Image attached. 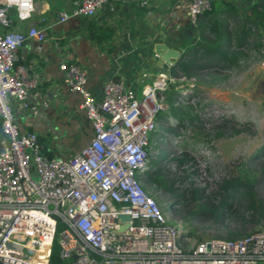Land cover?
<instances>
[{
  "label": "built area",
  "instance_id": "built-area-1",
  "mask_svg": "<svg viewBox=\"0 0 264 264\" xmlns=\"http://www.w3.org/2000/svg\"><path fill=\"white\" fill-rule=\"evenodd\" d=\"M113 1L149 5L79 0L59 10L57 22L89 18ZM35 4L0 0V264H50L53 243L67 264H264L263 230L235 239L184 237L141 184L157 115L167 109L164 92L176 78L158 73L139 94L110 78L97 98L81 66L62 62L64 83L79 94L92 127L87 144L67 158L51 157L36 132L19 129L12 102L26 105L38 75L15 65L17 52L28 39L47 37L31 23ZM209 10L211 0H187L192 24Z\"/></svg>",
  "mask_w": 264,
  "mask_h": 264
},
{
  "label": "crops",
  "instance_id": "crops-1",
  "mask_svg": "<svg viewBox=\"0 0 264 264\" xmlns=\"http://www.w3.org/2000/svg\"><path fill=\"white\" fill-rule=\"evenodd\" d=\"M78 1L36 0V11L31 23L46 28L47 37L42 43L34 39L25 41L18 49L15 61V65H23L38 75V85L28 93L26 105L12 102L15 122L21 131L36 132L43 152L51 157L67 158L74 155L87 144L92 135L90 122L80 108V96L68 90L64 83V73L59 68L60 63H78L86 74V87L97 98L101 96L102 83L110 78L123 80L139 94L159 73L160 64L154 51L156 43H165L181 54L197 39L196 29L192 31L185 25L187 0H169L165 8L161 3H166V0L152 4L148 0L150 3L145 10L136 3L137 7L130 2L113 1L89 18H72L65 23H58L59 10L71 9ZM214 1L218 16L224 18L229 29H235L238 33L245 17L264 11V0ZM152 16L155 21L162 20L161 25L169 22L176 28H187V31H183L181 43H176L177 34L173 38L159 28L157 32L150 33V38H145L151 42L145 45L142 27L136 26L139 21L130 30L125 25H129L130 19L141 20L142 17L148 19ZM91 21L101 27L95 36L89 35L87 23ZM23 27L25 29L27 25L23 24ZM256 55L259 56L257 59L255 57L248 61ZM263 59L262 51H243L230 72L237 67L243 71L247 68L254 82L253 88L264 94V61H259ZM213 96L218 102H232L229 97L218 92Z\"/></svg>",
  "mask_w": 264,
  "mask_h": 264
},
{
  "label": "rangeland",
  "instance_id": "rangeland-1",
  "mask_svg": "<svg viewBox=\"0 0 264 264\" xmlns=\"http://www.w3.org/2000/svg\"><path fill=\"white\" fill-rule=\"evenodd\" d=\"M150 1L152 4L161 3L163 0ZM168 1L161 3L163 8L167 6ZM149 18L130 19L129 27L125 24L130 30L139 21L136 26L142 27L145 45L151 43L145 38H150V33L157 32L159 28L165 30V35L171 34L173 38L174 34H177L176 43H181L183 31L188 30L185 26L184 30L182 27L176 28L169 22L161 25L162 20L155 21L154 16ZM197 22L199 19L195 24L187 19L185 25L193 31ZM255 57L257 59L259 56H253L248 61ZM259 61L263 62L264 59ZM246 70L237 67L230 72L227 80H220L218 83H209L210 80L204 72H199L198 76L194 75L192 78L176 77L177 80L171 83L172 88L179 92L175 106L194 107L193 113L200 114V119L181 123L169 115L162 118L157 129L162 137L148 149L149 156L153 159H157L161 153L166 155L168 163L165 184L169 185L170 182L173 192H178L179 197H173L170 192L157 185L146 187L140 180L142 186L168 216V222L176 225L182 236L195 241L213 236L226 237L229 231H264V211L263 217H260L255 214L260 212L257 205L252 209L247 207L251 198H259L264 203V176L255 173L264 160L263 157L259 158L264 154V94L253 88L251 74ZM194 89L196 95H192ZM217 92L229 97L232 102H218L213 96ZM188 100H191V103H186ZM231 106L233 107L230 109ZM162 127H170L174 133L162 131ZM216 132H222L223 135L216 137ZM182 156L187 157L182 164L169 161L173 158H183ZM149 169L155 171L150 164ZM234 177L252 183L254 195L245 194V188L248 187L242 186L236 197H225L223 189L217 185ZM193 189H199L201 197L191 196ZM221 201H225L229 207L225 205L221 208L225 214H221L218 220L210 218L207 215L209 211L198 210L201 208L200 204L206 207H221ZM257 218L258 221H255Z\"/></svg>",
  "mask_w": 264,
  "mask_h": 264
},
{
  "label": "trees",
  "instance_id": "trees-1",
  "mask_svg": "<svg viewBox=\"0 0 264 264\" xmlns=\"http://www.w3.org/2000/svg\"><path fill=\"white\" fill-rule=\"evenodd\" d=\"M130 3L131 5L136 6L135 2ZM146 7L148 8V6ZM146 7H141V9L143 8V10H145ZM255 14L252 17H245L243 24L241 25V30L238 33L235 29H229V25L224 18L218 16V11H216V1L211 0V10L206 11L198 17L199 22H197L195 28V38H197L196 41L181 53L176 62L170 67L169 75L173 77L192 78L194 75L198 76L199 72H204L206 77L210 80L209 83H218L220 80H227L230 76L232 65L237 63L243 55V51H247L248 53L251 51L264 52V21L262 20L264 19V11L259 14L256 12ZM87 24L89 26V35L93 34L95 36L100 32L101 27H99L97 23L91 21ZM170 87L164 95L165 98H167V109L157 115L158 123L162 120V118L168 115L175 118L177 121L179 120L181 123H183V121H198L200 119V114L198 115L196 112L193 113L195 110L194 107L190 105H186L184 107L175 106L174 103L177 101V94H179V92L177 89L172 88L171 85ZM196 93L197 92L194 89L192 95H196ZM187 102L191 103L190 100L186 101V103ZM159 125L157 124L156 129L151 134L150 145L154 144L162 137V135H159L160 133L157 130L159 129ZM161 130L169 133L173 132L170 127H162ZM235 132H237V130H235ZM215 135L216 137H220L223 133L216 132ZM262 147L264 148V141ZM260 157H263L264 159V154L260 155L259 158ZM186 160L187 157H183L178 158L177 160L173 158V160L170 159L169 161H175L178 164H182ZM148 162L151 165V168H155V171L152 172V169H149L141 174L140 180L144 183V186L148 187V185H157L165 191L170 192L173 197H179L178 192H173L170 182L169 185L165 184L167 180L166 167L168 163L166 155L161 153L157 159H153L149 156ZM255 173L260 174L261 177L264 176V160L261 162L257 172ZM251 185L252 183L246 182L245 179L234 177L229 180H224L217 186L218 188L223 189L225 197L233 198L236 197L238 192L242 189L240 188L242 186L248 187L245 188V194H251L253 196L254 193L251 189ZM199 192V189H193L191 196L201 197ZM225 205L229 207L225 201H221V207H206L203 204H200L201 208H198V210L209 211L207 212V215L214 220H218L221 214H225V211L223 212V210H221V208ZM256 205L260 209V212H255V214L263 217L262 211H264V203L259 198H251V202L248 203L247 207L252 209L255 208ZM258 219L259 218L255 221H258ZM249 233H233V231H229V234L226 237H213L235 239ZM50 264H67L66 261L60 259L58 245L56 243H53L50 254Z\"/></svg>",
  "mask_w": 264,
  "mask_h": 264
},
{
  "label": "water",
  "instance_id": "water-1",
  "mask_svg": "<svg viewBox=\"0 0 264 264\" xmlns=\"http://www.w3.org/2000/svg\"><path fill=\"white\" fill-rule=\"evenodd\" d=\"M154 51L158 55L157 59L160 64L159 72L168 74L169 68L176 62L181 54H179L178 50H174L170 48L165 43H156L154 45ZM122 218H127V216L123 215Z\"/></svg>",
  "mask_w": 264,
  "mask_h": 264
},
{
  "label": "bare ground",
  "instance_id": "bare-ground-1",
  "mask_svg": "<svg viewBox=\"0 0 264 264\" xmlns=\"http://www.w3.org/2000/svg\"><path fill=\"white\" fill-rule=\"evenodd\" d=\"M157 56H158V55L156 54V57H157ZM157 58H158V57H157ZM169 69H170V68H169ZM159 73H161V72H159ZM162 74L165 75V73H162ZM166 75L170 76V75H169V71H168V74H166ZM171 77H173V76H171ZM174 78H176V77H174ZM184 78H185V77H184ZM176 80H177V78H176ZM172 83H173V82H172ZM174 84H175V83H174ZM170 85H172V84L170 83V84H169V87H170ZM175 87L177 88V86H175ZM168 90H169V88H168ZM168 90H167V91H168ZM167 91H166V92H167ZM166 92H164V95H165Z\"/></svg>",
  "mask_w": 264,
  "mask_h": 264
}]
</instances>
